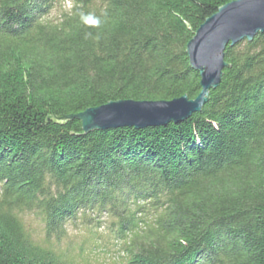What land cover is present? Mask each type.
I'll use <instances>...</instances> for the list:
<instances>
[{
    "label": "trees",
    "instance_id": "16d2710c",
    "mask_svg": "<svg viewBox=\"0 0 264 264\" xmlns=\"http://www.w3.org/2000/svg\"><path fill=\"white\" fill-rule=\"evenodd\" d=\"M63 1L0 0V264H93L103 216L122 264H264V33L226 48L200 113L85 134L64 117L198 96L187 44L235 0H70L51 17ZM80 223L89 237L59 246Z\"/></svg>",
    "mask_w": 264,
    "mask_h": 264
},
{
    "label": "water",
    "instance_id": "95a60500",
    "mask_svg": "<svg viewBox=\"0 0 264 264\" xmlns=\"http://www.w3.org/2000/svg\"><path fill=\"white\" fill-rule=\"evenodd\" d=\"M264 33V0H235L223 5L207 18L188 42L186 53L192 69L200 75L201 91L172 100H117L64 117L78 119L85 134L118 128L145 129L181 123L200 113L208 103L211 90L223 78L228 46L253 42Z\"/></svg>",
    "mask_w": 264,
    "mask_h": 264
},
{
    "label": "rangeland",
    "instance_id": "374dc122",
    "mask_svg": "<svg viewBox=\"0 0 264 264\" xmlns=\"http://www.w3.org/2000/svg\"><path fill=\"white\" fill-rule=\"evenodd\" d=\"M59 5L52 11L53 18L59 17L61 12L65 9L71 8V1L64 0L63 2H59ZM99 221L103 222L102 226L98 229L99 236L95 240V245L97 246L94 254L88 259V262H92L93 264H122L123 260V242L117 239V234L114 231V228H111V220L105 218V216L98 219ZM25 222L26 225L31 232L33 238L38 242H43L45 239V232L44 227L42 224L41 217L37 213L26 212L25 214ZM96 224L93 222L91 225ZM85 223H80L78 227H70L69 235L66 240H64L59 246L66 247L67 245H73L75 249H78V245L83 239L89 235H86V225ZM93 232L95 228L91 229ZM88 234V233H87ZM86 235V236H85ZM78 237H81L78 240ZM87 251H90V247H87ZM93 253V251H91ZM76 254V253H75ZM77 255V254H76ZM82 256L79 257L80 262Z\"/></svg>",
    "mask_w": 264,
    "mask_h": 264
}]
</instances>
